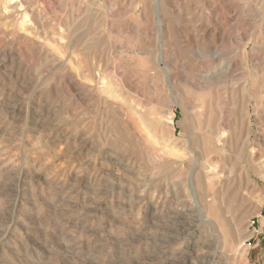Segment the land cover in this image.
I'll use <instances>...</instances> for the list:
<instances>
[{"label":"rangeland","instance_id":"1","mask_svg":"<svg viewBox=\"0 0 264 264\" xmlns=\"http://www.w3.org/2000/svg\"><path fill=\"white\" fill-rule=\"evenodd\" d=\"M263 149L264 0H0V264H264Z\"/></svg>","mask_w":264,"mask_h":264},{"label":"bare ground","instance_id":"2","mask_svg":"<svg viewBox=\"0 0 264 264\" xmlns=\"http://www.w3.org/2000/svg\"><path fill=\"white\" fill-rule=\"evenodd\" d=\"M167 2V1H166ZM190 50V49H189ZM190 83V82H189ZM240 123V122H239ZM243 124V123H242ZM214 132V131H213ZM238 133L239 132H235L233 135H232V140L233 141H235V143H237L238 144V142L241 140V137H240V135H238ZM242 140H244V139H242ZM132 142V141H131ZM246 142H248L247 140H246ZM245 142V143H246ZM234 146V145H233ZM247 146H248V144H247ZM231 147V146H230ZM235 147V146H234ZM233 147V148H234ZM246 147V146H245ZM247 148V147H246ZM236 149V148H235ZM231 150V149H230ZM247 150V149H246ZM264 150V149H263ZM261 152V151H260ZM226 153V152H225ZM214 154H215V151H214ZM218 154V153H217ZM213 155V154H212ZM220 155H222V154H220ZM230 155V154H229ZM232 155V154H231ZM216 158V157H215ZM212 159H214V158H212ZM211 159V160H212ZM239 159V158H238ZM185 160V159H184ZM221 160H223V159H221ZM252 160V159H251ZM253 161H254V159H253ZM251 163V165L253 164L252 163V161L250 162ZM250 163H249V165H250ZM214 164H211V166L210 167H212ZM205 167V166H204ZM204 167H202V168H204ZM214 167V166H213ZM216 167V166H215ZM189 168H190V172H191V174H190V177H189V180H190V188L188 189V190H190V192L191 193H193V194H195V193H197V191H198V188H197V181H198V179H199V175L197 174V171H196V168L194 167V166H192L191 165V167L189 166ZM205 169H208V168H205ZM204 169V170H205ZM231 169V168H230ZM203 170V171H204ZM209 170H211V168H209ZM212 171V170H211ZM205 172H206V170H205ZM208 173H210V172H208ZM208 173H203V177H204V179L205 180H207V183H209V181H208V178H209V174ZM257 173L260 175V176H262V178H263V180H264V170H262V169H260L259 171H257ZM232 175V174H231ZM211 176V175H210ZM245 179H246V175H245ZM248 180V179H247ZM206 183V182H205ZM208 185V184H207ZM247 185V184H246ZM189 186V185H188ZM248 186V185H247ZM205 188V187H204ZM206 189V188H205ZM228 193V192H227ZM226 193V195H228L227 197L226 196H224V198L226 197V199L224 200V201H220L215 207H214V209L216 210V212H217V214L218 215H224V214H228L229 212H231V211H233V210H235L236 211V209L243 203L242 201H240V195H239V193L238 192H236V191H230L228 194ZM197 195V194H196ZM228 202H229V204H228ZM244 206V205H243ZM234 212V211H233ZM221 216H218V218H220ZM207 218V217H206ZM225 224H224V226H225V231H227V233H228V235H232V233H233V235L231 236V237H233V236H235L236 235V232H235V234H234V232H231L232 231V225L230 224V221L228 220V218L227 217H225ZM204 220V219H203ZM217 220V219H216ZM231 220V219H230ZM211 221V220H210ZM219 221V220H218ZM217 221V222H218ZM233 221V220H232ZM217 222H215V223H217ZM208 223V222H207ZM212 223V222H211ZM233 223V222H232ZM218 224V223H217ZM216 224V225H217ZM240 225V224H239ZM234 226V225H233ZM217 227H218V225H217ZM222 227V226H221ZM220 227V228H221ZM185 229V228H184ZM224 230V229H223ZM226 233V232H225ZM227 239V238H226Z\"/></svg>","mask_w":264,"mask_h":264}]
</instances>
